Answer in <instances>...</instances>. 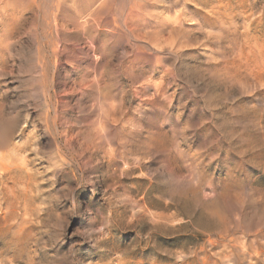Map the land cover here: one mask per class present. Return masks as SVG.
Here are the masks:
<instances>
[{"label":"rangeland","instance_id":"rangeland-1","mask_svg":"<svg viewBox=\"0 0 264 264\" xmlns=\"http://www.w3.org/2000/svg\"><path fill=\"white\" fill-rule=\"evenodd\" d=\"M1 133L0 264H264V0H0Z\"/></svg>","mask_w":264,"mask_h":264},{"label":"bare ground","instance_id":"bare-ground-1","mask_svg":"<svg viewBox=\"0 0 264 264\" xmlns=\"http://www.w3.org/2000/svg\"><path fill=\"white\" fill-rule=\"evenodd\" d=\"M10 126H11V125H9V127H10ZM9 127H8V128H9ZM4 128H6V127H4ZM11 129H12V128H11ZM4 131H5V129H4ZM7 132H8V130H7ZM3 134H4V133H3ZM3 134L1 133L0 136L3 135ZM5 134H6V133H5ZM8 134H9V133H8ZM9 135H10V134H9ZM2 138H3V136H2ZM5 139H6V141H8L7 138H5ZM0 140H1V139H0ZM1 141H2V140H1ZM3 142H4V141H3Z\"/></svg>","mask_w":264,"mask_h":264}]
</instances>
